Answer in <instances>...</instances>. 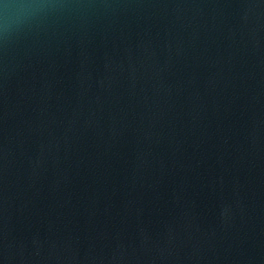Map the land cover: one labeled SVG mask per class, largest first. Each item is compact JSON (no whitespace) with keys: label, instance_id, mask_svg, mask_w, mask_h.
Masks as SVG:
<instances>
[{"label":"water","instance_id":"95a60500","mask_svg":"<svg viewBox=\"0 0 264 264\" xmlns=\"http://www.w3.org/2000/svg\"><path fill=\"white\" fill-rule=\"evenodd\" d=\"M0 264H264V0H0Z\"/></svg>","mask_w":264,"mask_h":264}]
</instances>
